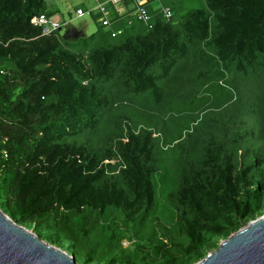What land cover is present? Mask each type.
<instances>
[{"label":"trees","instance_id":"obj_1","mask_svg":"<svg viewBox=\"0 0 264 264\" xmlns=\"http://www.w3.org/2000/svg\"><path fill=\"white\" fill-rule=\"evenodd\" d=\"M122 2L67 42L0 0V210L77 264H195L264 215V0Z\"/></svg>","mask_w":264,"mask_h":264},{"label":"water","instance_id":"obj_2","mask_svg":"<svg viewBox=\"0 0 264 264\" xmlns=\"http://www.w3.org/2000/svg\"><path fill=\"white\" fill-rule=\"evenodd\" d=\"M0 264H77L74 257L15 224L0 210ZM195 264H264V215Z\"/></svg>","mask_w":264,"mask_h":264},{"label":"rangeland","instance_id":"obj_3","mask_svg":"<svg viewBox=\"0 0 264 264\" xmlns=\"http://www.w3.org/2000/svg\"><path fill=\"white\" fill-rule=\"evenodd\" d=\"M193 1L194 6H203L202 0ZM116 2H118V0H116ZM97 4H103L106 7V13L104 15H97L95 13V10L97 11L98 7ZM156 4L157 1L153 2L152 6ZM45 7L48 10L54 11V14L50 16V21L51 24L61 25L58 31L61 39L70 42L75 41V39L89 37L95 32L100 34L111 30L110 26L101 27L100 23L102 24V20L104 18L110 20L113 16H115L114 14L118 15L116 12L117 8H120V12H118L122 13V11H124L123 7L125 6L123 2L114 6L110 4L108 0H45ZM78 8L83 12L87 11L86 14L78 17L76 14ZM90 11L92 12L89 13ZM102 16L104 18H101ZM132 34H136V32ZM118 40H120V38H118ZM118 40H111V43L115 44ZM97 44H99L98 40L95 41L94 45L87 47V50L93 48L94 46H98ZM122 247H130L128 241H123Z\"/></svg>","mask_w":264,"mask_h":264},{"label":"built area","instance_id":"obj_4","mask_svg":"<svg viewBox=\"0 0 264 264\" xmlns=\"http://www.w3.org/2000/svg\"><path fill=\"white\" fill-rule=\"evenodd\" d=\"M112 4H116V0H111L110 1ZM133 2V5L137 6V10L135 11V14H136V17L138 19H141L143 21H147V13L145 11V9L143 8V5L145 3V0H132ZM97 11L95 10L96 14H105L106 13V10H105V7L103 4H98L97 5ZM163 13L166 17H169L170 16V13L167 9H164L163 10ZM77 16L78 17H81L82 15H84V13L81 11V10H77L76 12ZM101 18H104V17H101ZM106 18H104L102 20V25H107L108 23H106ZM35 25L37 26H41L43 27V31L46 33V32H49V31H52V30H55L57 29L58 25L56 24H51V21L43 16H40L34 23Z\"/></svg>","mask_w":264,"mask_h":264},{"label":"clouds","instance_id":"obj_5","mask_svg":"<svg viewBox=\"0 0 264 264\" xmlns=\"http://www.w3.org/2000/svg\"><path fill=\"white\" fill-rule=\"evenodd\" d=\"M109 1H111V0H109ZM122 1H123V0H118V2H117L116 4H112L111 2H110V3H111L112 5L115 6V5H117L118 3L120 4ZM146 1H147V0H145V3H146ZM145 3H144V4H145ZM128 4H129L130 7H133V2H132V0H129V3H128ZM97 5H98V4H97ZM156 6H157V5H156ZM143 8H144V7H143ZM165 9H167V10L169 11V13H170V16L167 17V18H170L171 15H172V13L170 12V10H169L168 8H165ZM78 10H81V9L78 8ZM81 11H82V10H81ZM82 12H83V11H82ZM86 12H87V11H85V12H83V13L86 14ZM91 12H92V11H90L89 13H91ZM95 13H96V12H95ZM163 14H164V13H163ZM165 17H166V16H165ZM47 19L51 20L50 17L47 18ZM60 27H61V25H58L57 29L59 30Z\"/></svg>","mask_w":264,"mask_h":264},{"label":"crops","instance_id":"obj_6","mask_svg":"<svg viewBox=\"0 0 264 264\" xmlns=\"http://www.w3.org/2000/svg\"><path fill=\"white\" fill-rule=\"evenodd\" d=\"M51 19V18H50ZM76 35H79V34H76Z\"/></svg>","mask_w":264,"mask_h":264}]
</instances>
